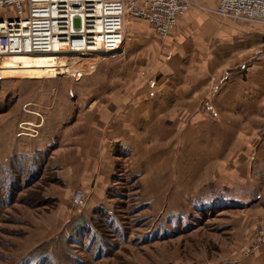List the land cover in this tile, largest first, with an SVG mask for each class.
Listing matches in <instances>:
<instances>
[{
	"label": "crops",
	"instance_id": "obj_1",
	"mask_svg": "<svg viewBox=\"0 0 264 264\" xmlns=\"http://www.w3.org/2000/svg\"><path fill=\"white\" fill-rule=\"evenodd\" d=\"M204 9L179 18L153 82L107 91L104 107L100 97L78 111L50 113L51 130L30 143L52 147L64 188L90 191L82 219L95 218L102 206L113 213L119 198L110 189L127 165L141 184L134 203L170 212L186 227L199 216H229L224 231L241 229L245 238L264 220V24ZM19 117L12 110L0 119L2 132L10 127L14 137L7 145L14 154L25 142L13 133ZM242 264H264V244Z\"/></svg>",
	"mask_w": 264,
	"mask_h": 264
},
{
	"label": "rangeland",
	"instance_id": "obj_2",
	"mask_svg": "<svg viewBox=\"0 0 264 264\" xmlns=\"http://www.w3.org/2000/svg\"><path fill=\"white\" fill-rule=\"evenodd\" d=\"M196 3L193 7L210 9ZM169 38L160 37L146 19L127 14L121 48L126 52L116 58L80 53L67 75L59 71V61L54 66L47 57L16 58L0 68V119L18 111L13 133L20 142L30 139L14 154L7 147L14 138L10 127L0 129V264H242L258 249L247 252L264 220L255 222L244 238L241 229L224 231L233 217L199 216L186 227L172 221L170 212L134 203V190L141 184L127 165L110 189L119 198L113 213L102 206L95 218L82 219L83 207L72 203L74 192L62 186L52 147L31 146L50 129V113L78 111L100 97L98 105L104 107L107 91H123L137 80L151 83V71L166 54ZM51 96L57 100H48Z\"/></svg>",
	"mask_w": 264,
	"mask_h": 264
},
{
	"label": "built area",
	"instance_id": "obj_3",
	"mask_svg": "<svg viewBox=\"0 0 264 264\" xmlns=\"http://www.w3.org/2000/svg\"><path fill=\"white\" fill-rule=\"evenodd\" d=\"M215 1L212 12L264 24V0ZM194 5L193 0H0V56L54 53L59 71L67 75L72 72L71 60L80 53L118 54L125 41L127 14L146 19L160 37L167 38ZM89 199L90 193L79 187L72 203L81 208ZM263 244L264 223L257 227L247 252Z\"/></svg>",
	"mask_w": 264,
	"mask_h": 264
},
{
	"label": "bare ground",
	"instance_id": "obj_4",
	"mask_svg": "<svg viewBox=\"0 0 264 264\" xmlns=\"http://www.w3.org/2000/svg\"><path fill=\"white\" fill-rule=\"evenodd\" d=\"M124 31H125V40H126V19H125V27H124ZM125 43V41H124ZM124 43L121 45L120 49L116 52L118 53L122 46L124 45ZM111 52L105 54V53H99V54H105V56H103L102 58H105L107 56H109ZM56 54L54 53H43V54H11V55H6V56H0V68L3 70V67L10 65V63H14L15 60L17 59H24V58H28V59H39V58H52V63H54V66H57L56 62L57 57H55ZM17 58V59H16ZM1 70V71H2Z\"/></svg>",
	"mask_w": 264,
	"mask_h": 264
}]
</instances>
